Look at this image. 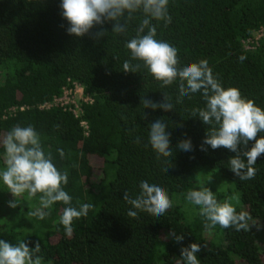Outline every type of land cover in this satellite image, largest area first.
Masks as SVG:
<instances>
[{"label":"trees","instance_id":"1","mask_svg":"<svg viewBox=\"0 0 264 264\" xmlns=\"http://www.w3.org/2000/svg\"><path fill=\"white\" fill-rule=\"evenodd\" d=\"M60 3L0 0V169L5 166L6 134L16 125H31L45 152L52 153L55 166L69 173L63 187L72 197L70 206L93 207L86 217L73 221V232L67 235L59 218L68 205L57 202L44 209L49 215L41 220L30 214L40 208V194L29 198L25 193L18 198L23 200L17 206L22 213L19 228L0 223V239L14 245L26 240L29 247L39 241L42 264H177L181 248L191 243L201 246L200 264H264L260 237L251 224L264 223V154L253 166L255 177L239 180L228 163L235 153L223 147L200 150L207 126L191 112L205 106L201 93L177 103L179 80L162 88L143 67L137 73L123 71L130 56L125 44L135 36L142 14L137 13L121 35L112 33L114 22H106L102 27L108 34L97 41L94 34L101 26L83 37L67 34L69 25ZM168 12L167 26L152 23L157 25L156 39L178 50L179 66L206 60L223 87L238 88L264 109V37L253 49L243 44L264 25V0H169ZM69 79L81 82L94 99L84 107L88 134L72 112L38 107L60 94ZM162 93L171 97L173 111L143 108L141 97L160 102ZM14 106L28 108L8 112ZM160 118L168 125L173 156L157 161L151 146L145 145L149 124ZM187 138L194 150H178V142ZM57 149H63L64 158ZM164 160H172L167 172L162 170ZM202 168L219 173L228 184L225 192L216 194L219 202L239 192L245 207L236 210L251 217L247 230L204 227L199 207L186 199L187 192L196 189ZM141 181L162 186L168 193L172 207L163 216L127 215L132 206L123 200V193L135 198ZM0 190L8 191L2 180ZM172 232L184 239L175 241Z\"/></svg>","mask_w":264,"mask_h":264},{"label":"clouds","instance_id":"2","mask_svg":"<svg viewBox=\"0 0 264 264\" xmlns=\"http://www.w3.org/2000/svg\"><path fill=\"white\" fill-rule=\"evenodd\" d=\"M168 5L169 0H61L59 7L62 9V17L69 25L67 34L83 37L94 27L101 26L94 34L97 41L108 34L102 27L106 22H114L112 33L121 35L128 31L136 14H142L143 19L135 28V36L125 44L130 56L123 62V71L137 73L143 67L160 82L162 88L179 80L177 103L184 97L190 98L192 94L201 93L205 106L191 112V117L198 118L207 126L200 150L207 151L206 146L213 150L221 147L230 150L235 153L228 160L230 170L241 181L253 179L256 174L253 166L258 157L264 154V135L258 138V134L264 133V109L243 97L238 88L223 87L206 60L179 66L178 50L169 43L156 39L157 25L152 23L153 20L162 21L165 26L171 23ZM162 94L163 100L160 102L141 97L143 108L173 111L171 97ZM143 118L147 119V113L143 112ZM167 128V123L161 118L149 124L148 144L145 147L151 146L157 161L173 156ZM250 141L254 143L249 148ZM136 142H140L139 137ZM2 144L5 166L0 169V180L14 198L9 201V207L16 208L20 204L18 198L25 193L29 198L40 194V208L30 214L43 220L49 215L44 209L62 202L68 206L63 209L59 222L66 234L71 235L73 221L86 217L93 205L84 203L79 209L70 206L72 197L63 187L68 184V171L62 172L55 166L52 153L45 152L39 133L31 125L14 126L6 134ZM176 148L185 152L194 150L190 138L180 140ZM57 151L64 158L63 149ZM163 162L165 166L162 170L167 172L172 167V160ZM139 187L140 192L135 198L128 192L123 193V200L132 206L127 213L129 217L138 219V212L159 217L172 207V200L162 186L141 181ZM186 199L199 207V215L204 218L206 229L219 225L224 229L234 228L240 231L249 227V214L237 212L229 201L219 202L209 187L189 190ZM170 236L177 242L184 239L183 235L175 232L170 233ZM29 243L22 240L14 245L0 239V264H42L43 258L38 255L41 251L40 242L37 241L34 247H29ZM200 251L198 243L181 248V261L177 264H200L197 258Z\"/></svg>","mask_w":264,"mask_h":264},{"label":"built area","instance_id":"3","mask_svg":"<svg viewBox=\"0 0 264 264\" xmlns=\"http://www.w3.org/2000/svg\"><path fill=\"white\" fill-rule=\"evenodd\" d=\"M264 37V25L255 30L250 37L243 41L246 49L257 47ZM93 97L86 92L84 85L76 80L69 79L68 83L63 87L62 92L55 95L52 99L41 103L38 107L43 110L52 108H62L72 112L75 117L80 118L81 125L85 128L86 134L89 133L88 122L84 119V107L93 102ZM26 106L11 107L8 112L15 113L18 109L24 110Z\"/></svg>","mask_w":264,"mask_h":264},{"label":"rangeland","instance_id":"4","mask_svg":"<svg viewBox=\"0 0 264 264\" xmlns=\"http://www.w3.org/2000/svg\"><path fill=\"white\" fill-rule=\"evenodd\" d=\"M201 187H209L211 191L214 192L215 196L219 192H225L228 188V184L225 180L220 176L217 172H210L207 169H200L197 175V183L196 189ZM9 191V190H8ZM6 191V193L1 192L0 190V223L7 226L8 229H18L21 224L22 213L21 210L13 209L9 207V201L13 200V196L10 192ZM233 197H228L230 203H232L236 209H244V205L241 202L240 195H236V199H231ZM22 204V199H19ZM14 211H17L16 213ZM252 226L257 231L260 239L259 244L264 250V223L260 220H252Z\"/></svg>","mask_w":264,"mask_h":264}]
</instances>
